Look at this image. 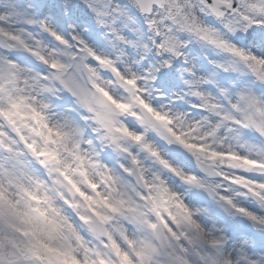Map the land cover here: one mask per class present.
Segmentation results:
<instances>
[{"label":"snow or ice","instance_id":"6c2138e0","mask_svg":"<svg viewBox=\"0 0 264 264\" xmlns=\"http://www.w3.org/2000/svg\"><path fill=\"white\" fill-rule=\"evenodd\" d=\"M0 264H264V0H0Z\"/></svg>","mask_w":264,"mask_h":264}]
</instances>
